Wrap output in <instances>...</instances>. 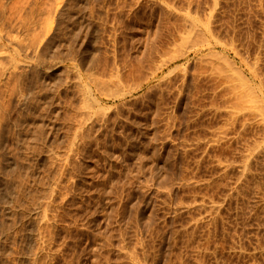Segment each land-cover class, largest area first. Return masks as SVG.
Returning a JSON list of instances; mask_svg holds the SVG:
<instances>
[{"label": "rangeland", "instance_id": "obj_1", "mask_svg": "<svg viewBox=\"0 0 264 264\" xmlns=\"http://www.w3.org/2000/svg\"><path fill=\"white\" fill-rule=\"evenodd\" d=\"M0 264H264V0H0Z\"/></svg>", "mask_w": 264, "mask_h": 264}, {"label": "bare ground", "instance_id": "obj_2", "mask_svg": "<svg viewBox=\"0 0 264 264\" xmlns=\"http://www.w3.org/2000/svg\"><path fill=\"white\" fill-rule=\"evenodd\" d=\"M63 13H64V11H63ZM66 14H67V12H66ZM62 16V15H61ZM67 16V15H66ZM63 27V26H62ZM65 28V27H64ZM63 29H61V31H62ZM62 33V32H61ZM58 35H59V33H58ZM56 37V36H55ZM13 186V185H12ZM14 188H15V186H13ZM13 193V192H12ZM4 195H6V194H4ZM3 198H4V196H2ZM9 197V196H8ZM13 197V196H12ZM2 198V199H3ZM7 199V198H6ZM10 200V199H9ZM13 201V200H12ZM7 204V203H6ZM12 205V204H11ZM10 206V205H9ZM4 227H6L5 225H4ZM5 229V228H4ZM3 231V230H2Z\"/></svg>", "mask_w": 264, "mask_h": 264}]
</instances>
